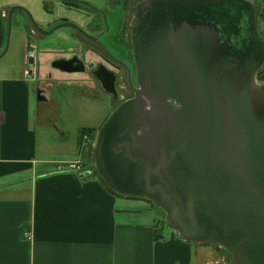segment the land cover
Instances as JSON below:
<instances>
[{
  "label": "water",
  "instance_id": "1",
  "mask_svg": "<svg viewBox=\"0 0 264 264\" xmlns=\"http://www.w3.org/2000/svg\"><path fill=\"white\" fill-rule=\"evenodd\" d=\"M17 11L43 35L69 27L98 41L71 21L42 29L22 6L8 11V40ZM134 18V96L96 130L81 175L159 207L187 242L225 249L233 264H264V35L256 0H142ZM7 51L8 44L0 58Z\"/></svg>",
  "mask_w": 264,
  "mask_h": 264
},
{
  "label": "crops",
  "instance_id": "2",
  "mask_svg": "<svg viewBox=\"0 0 264 264\" xmlns=\"http://www.w3.org/2000/svg\"><path fill=\"white\" fill-rule=\"evenodd\" d=\"M256 2L264 26V0ZM14 4L16 0H0L1 8L6 5L0 8V20L2 12ZM24 17L18 12L14 15L15 49L10 61L0 66V264H229L216 246L166 234L162 219L145 214L143 206L136 205L141 199L117 196L96 174L81 175L93 139L82 142L81 134L95 127L81 129L77 143L87 147L83 160H75L74 151L54 153L53 144L38 146L36 125L46 127L48 140L54 141L48 130L56 131L60 109L55 103V118L45 122V110L54 105L53 94L52 103L45 102L44 107L33 100L38 77L31 71L39 63V78L45 80L52 58L30 57L35 46L22 24ZM54 38L68 40V35L62 32ZM5 39L0 34V53ZM44 46L41 49L52 47ZM67 78L54 72L52 80H46L55 83ZM78 78L88 82L84 85ZM75 79V87H94L87 75ZM61 133L64 138L65 132Z\"/></svg>",
  "mask_w": 264,
  "mask_h": 264
},
{
  "label": "rangeland",
  "instance_id": "3",
  "mask_svg": "<svg viewBox=\"0 0 264 264\" xmlns=\"http://www.w3.org/2000/svg\"><path fill=\"white\" fill-rule=\"evenodd\" d=\"M16 2L17 4L9 5V8L13 6H22L26 8L27 10L31 12L34 19L36 20L38 25L41 26L42 29H45V30L53 29V26L56 23H59L61 18L65 17V18H68L70 21H73L74 23H77L78 25L82 26L83 28H86V30L88 31L96 30V28L90 29V27L86 25L87 21L85 22V20L87 19V16L86 15L84 16L83 13L90 14L92 12H91V9H89V7H87L85 4H81V6H83V9H81L82 11H79L75 8H71V7L64 5L63 3H60L59 0H16ZM83 2H87L88 4L91 5V7L97 6V7L107 8L106 7L107 3L105 0H83ZM117 5L118 3H116L115 5H111V4L107 5L108 7H111V10H108V8L106 9L109 15L110 25L112 24V21H111L112 12L111 11H113ZM5 7L6 5L3 6L2 8H5ZM8 11L9 9H5L2 12L5 20H7ZM17 12L22 13L20 11H17ZM261 18L262 17L258 18L259 24L262 23L263 18L262 19ZM22 24L25 29H28L27 33L29 34V41L33 42L35 46L30 49L32 55L38 56L39 54V56H41V59H43L45 55H48V57H51V58L62 55L63 48L60 45L61 43L65 44L71 41L78 42L79 40H81V38L78 37V34L75 32H72L73 31L72 28H69V27L61 28L57 30L55 33H53L52 35L46 36V35L39 33L33 27L29 19L24 18V20L22 21ZM260 25H261L260 30H263L264 26H262V24ZM13 29H14V23H13ZM61 31L64 32L69 37L72 36V39L68 37V40L65 42L61 40L62 38L61 39L54 38L62 34ZM261 32L264 35V30ZM109 38L111 37L106 36L104 39L109 40ZM16 39H17V34L15 33V31L13 32L11 31L9 40H8V31L6 32L5 47L8 44V51L0 59V66L10 61L11 55L15 49L14 42L16 41ZM44 45L46 47L47 45L52 46V47L49 49H46V48L41 49L40 46H44ZM258 80L264 82V67L258 74ZM75 81H76L75 76H69V79L67 78V84L66 83L63 84L62 80H59L55 83L54 82L51 83L47 81L46 79L43 80L42 85L44 86V88H47L49 90L48 92H46V94L49 95V100L46 103L48 104L52 103V100L50 98L51 94H53V101H54V105H51L49 107L48 112L46 110L44 112L45 122H52L51 120L55 118L57 114V106L55 103H59L58 108L60 109V112L58 114V120L56 121V123H54L55 124L54 128L56 131L54 130L55 132H53L52 129L48 130L51 133H53L52 136L54 135L53 136L54 141H51L50 137L48 140L47 131H45L46 127H41L39 125L38 126L36 125L35 128L37 129L38 146L41 144L47 145V146H49L50 144H53L51 149L54 150V153H58V151H62L64 155L66 153L73 154L72 152L74 151L73 156L76 157L75 160L78 161L77 158L81 160L83 157L82 155L86 156V154H83V153H87V147L86 146L80 147L77 143L79 140L81 129L86 126H93L96 128L95 129V132H96V130L102 125L104 120L108 117V115L112 111L113 104L111 100H109V98L103 92H98V94H95L96 92L94 89H96V86H94V88H90L91 91L88 88L89 91L87 90L85 92L86 89L73 86ZM69 84L71 86H69ZM84 85H86V83ZM133 96H134L133 92L126 93L125 100ZM33 100L36 106H38L39 103H41V106L45 104V102L39 101L38 93L36 90H35V93L33 92ZM88 100H91L92 103L89 104ZM60 130L61 132H65L64 138L62 137V133L58 132ZM85 136H88L89 138H93L90 135H85ZM85 136L81 134L82 142L86 141ZM61 141L64 142L63 145L61 144ZM54 144H56V146ZM83 144L85 145V143ZM39 154L40 153L38 152V155ZM61 158H63V156H61ZM135 203H138L136 205L143 206V209L145 210L144 212L145 214L147 215L151 214L150 216L153 215L157 220L162 219L163 220L162 222L164 224L163 230H165L166 234H169L170 232H172L174 235H177L168 226L167 217L159 207L153 204H150L148 202H145V201L143 202V200H136ZM133 204H130V205H133ZM222 251H223V254L227 256V260L229 264H233L228 251L225 249H222Z\"/></svg>",
  "mask_w": 264,
  "mask_h": 264
},
{
  "label": "flooded vegetation",
  "instance_id": "4",
  "mask_svg": "<svg viewBox=\"0 0 264 264\" xmlns=\"http://www.w3.org/2000/svg\"><path fill=\"white\" fill-rule=\"evenodd\" d=\"M107 5H115L118 3L116 8L111 11L112 24L110 25L108 10L111 7H91L87 2L83 0H72V1H62L60 3L64 5L75 8L82 11L85 4L89 9H91L90 14L83 13L87 16L86 25L92 28H96L95 31H88L83 28L90 35L98 37V41L90 40L81 34L78 30L72 28V32L78 34L81 38L78 42L62 43L63 48L62 55L52 58L49 61L50 70L45 74L46 79L52 80L54 72H58L61 75L67 76H88L90 81L94 82L96 86L95 94L98 92H103L113 104V108L119 104L121 101L125 100L126 93L133 92V84L136 86V71L133 62V49L131 44V35L133 29L138 25V19H131L132 7L142 1V0H105ZM81 14V12H80ZM70 21L68 18H61L59 23H56L53 28L63 22ZM73 22V21H71ZM77 24V23H76ZM78 25V24H77ZM113 31H112V29ZM66 28V27H65ZM106 36H110L109 40H105ZM69 37V36H68ZM72 38V36L70 37ZM79 38V39H80ZM67 41V40H63ZM32 54L30 55V57ZM73 62H67L68 60ZM79 59V60H78ZM78 62L75 63L74 61ZM80 60L83 62H80ZM30 61V60H29ZM35 61H32L34 63ZM75 63V64H74ZM32 66H35L34 64ZM30 66L29 69H32ZM77 67L80 69L78 73L67 72V69ZM34 70V71H33ZM32 74H36L37 84L36 91L39 95L44 96V102L49 99L46 98L47 89L42 85L43 80L40 79L41 71L40 64L37 63L35 69H32ZM72 78V77H71ZM67 81V79H61ZM55 81V80H54ZM78 82L87 83L88 80L85 78H78ZM56 82V81H55ZM94 88V87H93ZM82 89L88 90L87 87H82ZM112 91V92H111Z\"/></svg>",
  "mask_w": 264,
  "mask_h": 264
},
{
  "label": "trees",
  "instance_id": "5",
  "mask_svg": "<svg viewBox=\"0 0 264 264\" xmlns=\"http://www.w3.org/2000/svg\"><path fill=\"white\" fill-rule=\"evenodd\" d=\"M1 14V13H0ZM2 17V16H1ZM4 20V22H2ZM7 20H5V18L4 17H2V19L0 20V26H1V29H0V34H1V37H5V35H6V26H7V22H6ZM2 22V23H1ZM87 132H90V136H92L93 137V135H94V132H95V129H93V130H89V129H84L83 131H82V135H87L88 133ZM83 137V136H82Z\"/></svg>",
  "mask_w": 264,
  "mask_h": 264
},
{
  "label": "built area",
  "instance_id": "6",
  "mask_svg": "<svg viewBox=\"0 0 264 264\" xmlns=\"http://www.w3.org/2000/svg\"><path fill=\"white\" fill-rule=\"evenodd\" d=\"M86 140L88 141L89 140V137L88 136H85Z\"/></svg>",
  "mask_w": 264,
  "mask_h": 264
}]
</instances>
